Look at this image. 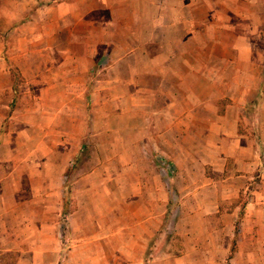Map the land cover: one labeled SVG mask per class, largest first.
Masks as SVG:
<instances>
[{
    "label": "crops",
    "instance_id": "obj_1",
    "mask_svg": "<svg viewBox=\"0 0 264 264\" xmlns=\"http://www.w3.org/2000/svg\"><path fill=\"white\" fill-rule=\"evenodd\" d=\"M39 1L38 36L53 59L42 60L51 66L32 93L60 136L25 174L36 199L23 205L35 202L36 218L6 221L0 255L14 264H264V76L218 87L264 0ZM4 59L5 113L14 91ZM161 157L176 175L161 172Z\"/></svg>",
    "mask_w": 264,
    "mask_h": 264
},
{
    "label": "rangeland",
    "instance_id": "obj_2",
    "mask_svg": "<svg viewBox=\"0 0 264 264\" xmlns=\"http://www.w3.org/2000/svg\"><path fill=\"white\" fill-rule=\"evenodd\" d=\"M43 5V1L41 3L39 0H0V51L2 52L0 57L10 61L9 66L13 75L14 91L10 110L6 111L8 113L0 112V123L6 116L2 121L3 126L0 128V235L4 234L7 227L5 223L10 220L11 216L14 218L17 216L19 218L22 216L23 218H36L38 212L36 203L33 202L32 207L23 205L32 198L36 199V196L32 197L33 194L26 190L27 181L25 174L26 172L29 174L34 171L40 161L47 157L46 154L50 150L49 148L55 147L49 143L54 141V136L55 139L60 136L58 134L60 130H55L52 127V114H48L49 121L45 123V115L36 112L35 98L32 93V90L36 88L34 85L38 79L37 76L43 75L45 70L51 66V64L44 66L42 60L44 58L46 60L53 59L51 54L46 55L42 49L43 43L41 41L43 40L38 36L41 28L37 25V21H40L37 9H43ZM40 11L41 16H43L42 10ZM252 25L255 31L253 33L248 32L249 38H247L245 43L241 42V45L245 46L246 49L240 51L239 61L236 64H228L223 69L221 77L228 79L220 80L221 85H218L219 88L224 90L227 88L239 89L245 83H252V80L246 82L243 79L245 73L247 75L254 73L255 82L257 75L264 76V18L255 17ZM42 54L46 57H43ZM6 59L1 62L3 66ZM249 60L251 62H248ZM233 74L241 76L238 77L235 83H233L234 80L229 81V77H232ZM26 89L30 92H26ZM221 104L223 105L224 101ZM10 116H12L11 120L9 119ZM67 131L71 135L76 133L74 129ZM198 132L199 130L189 129V138H195L192 139V145L195 143L194 140H196ZM4 139H6L5 143ZM192 148L191 146L190 149ZM126 151L127 147L119 153L125 154ZM155 161L161 172L169 176H174L178 172L176 163H170L162 157L157 158ZM183 162L178 159V164H183V167L187 168L189 164ZM196 167L194 163L191 168L195 169ZM34 184H36V181H34ZM16 185L20 187L18 193L7 192L9 188L16 187ZM73 187L75 188L76 184ZM3 189L6 193L1 191ZM176 211H179V209L176 210L175 208L174 213ZM53 212L54 210H49L48 213V210H46V216L52 215ZM19 218L17 219L18 221L22 220ZM65 218L66 214L61 213L60 219L65 221ZM19 227L22 226L18 224L12 225L14 235L19 232ZM64 228L68 233L69 229ZM3 242V240H0V244ZM20 242L18 241V248L27 245L26 241L23 242V245ZM2 248L3 246L0 247V250H3ZM15 261V256L10 255L5 258L0 255V264H14Z\"/></svg>",
    "mask_w": 264,
    "mask_h": 264
}]
</instances>
